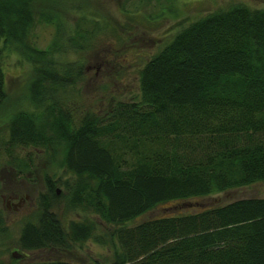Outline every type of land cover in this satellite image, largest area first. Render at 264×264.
I'll list each match as a JSON object with an SVG mask.
<instances>
[{"label":"trees","instance_id":"obj_1","mask_svg":"<svg viewBox=\"0 0 264 264\" xmlns=\"http://www.w3.org/2000/svg\"><path fill=\"white\" fill-rule=\"evenodd\" d=\"M33 9L32 0H0V51L12 43L27 48L24 85L33 105L8 119L10 165L28 166L15 150L61 149L67 205L95 214V233L100 225L105 236L95 234V241L117 244L113 264H264V197L143 216L168 201L264 181V8L235 4L181 26L139 68L137 96L101 113L63 96L83 69L54 61L52 49L25 45ZM93 27L74 28L69 47L84 49L95 20ZM5 99L0 68V106ZM44 181L35 220L19 233L22 251H62L93 235L86 217L63 226L52 211L58 182Z\"/></svg>","mask_w":264,"mask_h":264},{"label":"rangeland","instance_id":"obj_2","mask_svg":"<svg viewBox=\"0 0 264 264\" xmlns=\"http://www.w3.org/2000/svg\"><path fill=\"white\" fill-rule=\"evenodd\" d=\"M32 1L35 25L24 38L25 45L40 50L52 49L54 61L73 62L83 69L81 79L74 83V87L67 88L63 96L69 102L76 100L85 110L98 113L114 100H132L137 96L139 68L181 26L235 4L264 8V0ZM41 8L49 17L47 22L39 17L38 9ZM94 20L95 35L86 41L88 45L84 49L70 48L67 39L72 30L78 26L80 30L93 31ZM12 44L2 46L0 51L6 93V99L0 106V220L5 226L4 231L0 229V262L19 264L65 260L71 264H113L117 244L114 241L104 244L95 241V234L104 236V228L100 225L95 233V220L100 222L95 214L67 205L68 193L61 181L69 177L61 164V149L54 154L32 148L15 150L13 153L18 158L26 159L28 166L22 171L16 165H10L7 159L4 140L10 114L33 110V105L26 98L24 85L30 70L26 60L27 48ZM46 177L58 182L59 197L53 202L52 211L63 226L69 220L86 217L94 223L93 235L84 241L71 243L62 251L48 248L22 251L18 247L19 233L26 220H35L41 203L40 194L45 192ZM241 197H264V181L187 202L168 201L143 216L159 215L171 209L187 211L194 207L218 205ZM6 199L16 202L15 207H6ZM12 252L18 256L12 257Z\"/></svg>","mask_w":264,"mask_h":264},{"label":"flooded vegetation","instance_id":"obj_3","mask_svg":"<svg viewBox=\"0 0 264 264\" xmlns=\"http://www.w3.org/2000/svg\"><path fill=\"white\" fill-rule=\"evenodd\" d=\"M15 203H16V202H14V201L11 200V199H10V200H8V199L5 200V205H6V207H9V205H11L12 207H15ZM21 254H22V253H21ZM19 256H20V254H19ZM22 256H24V254H22ZM18 258H19V257H18ZM18 258H17V259H18ZM19 259H20V258H19ZM64 261H65V260H64Z\"/></svg>","mask_w":264,"mask_h":264},{"label":"water","instance_id":"obj_4","mask_svg":"<svg viewBox=\"0 0 264 264\" xmlns=\"http://www.w3.org/2000/svg\"><path fill=\"white\" fill-rule=\"evenodd\" d=\"M56 192H57V191H56ZM16 255L18 256V253H16V254H15V252H12V253H11V256H12V257H16Z\"/></svg>","mask_w":264,"mask_h":264}]
</instances>
